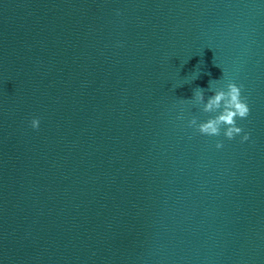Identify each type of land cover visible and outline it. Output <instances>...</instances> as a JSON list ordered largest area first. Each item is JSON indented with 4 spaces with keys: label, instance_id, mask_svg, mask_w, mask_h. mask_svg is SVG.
<instances>
[{
    "label": "water",
    "instance_id": "1",
    "mask_svg": "<svg viewBox=\"0 0 264 264\" xmlns=\"http://www.w3.org/2000/svg\"><path fill=\"white\" fill-rule=\"evenodd\" d=\"M209 81L249 140L188 127ZM69 186L73 264H264V0H77Z\"/></svg>",
    "mask_w": 264,
    "mask_h": 264
},
{
    "label": "clouds",
    "instance_id": "2",
    "mask_svg": "<svg viewBox=\"0 0 264 264\" xmlns=\"http://www.w3.org/2000/svg\"><path fill=\"white\" fill-rule=\"evenodd\" d=\"M220 80V79H219ZM212 80V81H219ZM212 81H209V88L214 95H211L205 100V89L196 88L191 99H182L187 101L193 107H201L204 113H218L217 115L208 118L204 122H198L196 117H192L188 122V127L195 128L201 135L220 136L223 129V135L232 140L238 135H242V141H247L250 134L244 132V129L237 126V119H246L250 114V108L247 103V98L242 96L243 85H237L235 82H229L226 85V90L223 88H213ZM178 119H184L181 114ZM40 121L38 118L31 120L33 129L39 128ZM216 147L222 148L223 143L217 142Z\"/></svg>",
    "mask_w": 264,
    "mask_h": 264
}]
</instances>
